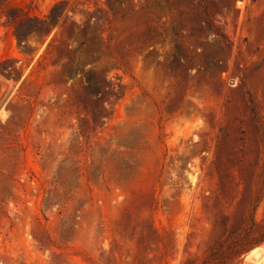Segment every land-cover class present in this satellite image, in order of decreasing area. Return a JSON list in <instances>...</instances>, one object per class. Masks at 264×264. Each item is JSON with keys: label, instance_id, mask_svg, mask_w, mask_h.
Returning <instances> with one entry per match:
<instances>
[{"label": "rangeland", "instance_id": "374dc122", "mask_svg": "<svg viewBox=\"0 0 264 264\" xmlns=\"http://www.w3.org/2000/svg\"><path fill=\"white\" fill-rule=\"evenodd\" d=\"M0 12V264H264V0Z\"/></svg>", "mask_w": 264, "mask_h": 264}, {"label": "trees", "instance_id": "16d2710c", "mask_svg": "<svg viewBox=\"0 0 264 264\" xmlns=\"http://www.w3.org/2000/svg\"><path fill=\"white\" fill-rule=\"evenodd\" d=\"M7 0H0V7L2 6V3L6 2ZM129 0H106L107 5L110 7L112 10V15H121L123 13V7L127 5ZM196 5H199L203 7L204 12L207 11V5L206 4H201L196 2ZM3 14L0 12V18L2 17ZM63 15V9L59 8L58 6L49 14L47 17V20L43 19H38V18H26L24 20H18L12 15L11 12L9 13H4L5 17V23L8 24L13 28V36L16 39L17 45L20 46L22 42L25 40L26 37L33 35L36 37H43L47 34L50 33L52 30L53 26L56 24L57 20ZM124 17V15H122ZM205 23L208 27V32H211L215 35L216 38L223 37V34L219 31V29L213 24L211 20L205 17ZM65 24V22H64ZM161 40L162 42L165 40L163 35H161ZM175 48H177L175 46ZM208 66H210L208 64ZM111 92H115V85H110ZM89 89H94L95 91L99 92L101 90L99 85H91L89 84L87 86V90ZM249 232L247 230L246 235H248ZM264 242V235H262L261 238L257 239H252L251 241L245 243L244 245H239V247H236L237 249L233 250L231 256L234 258L237 255H239L240 249L241 251L244 250V248H249L252 245L256 243ZM216 252L215 254L212 255L214 257L215 255L217 256ZM217 264H221V262H218Z\"/></svg>", "mask_w": 264, "mask_h": 264}]
</instances>
